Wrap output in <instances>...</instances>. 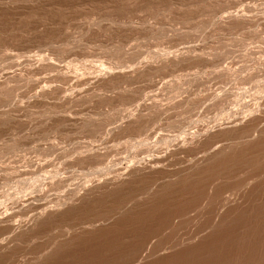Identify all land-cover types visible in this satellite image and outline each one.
<instances>
[{"label":"rangeland","instance_id":"rangeland-1","mask_svg":"<svg viewBox=\"0 0 264 264\" xmlns=\"http://www.w3.org/2000/svg\"><path fill=\"white\" fill-rule=\"evenodd\" d=\"M262 6L0 0V264H264Z\"/></svg>","mask_w":264,"mask_h":264},{"label":"clouds","instance_id":"clouds-1","mask_svg":"<svg viewBox=\"0 0 264 264\" xmlns=\"http://www.w3.org/2000/svg\"><path fill=\"white\" fill-rule=\"evenodd\" d=\"M261 15H264V6H262V11L260 13ZM231 15V13H225L223 15H221L220 17H218V20H223L226 19L227 16ZM30 57H23V59H29ZM163 59H168L167 56H164ZM261 61H264V56H261L259 58ZM158 62L157 60H153V59H148L145 60L143 58H141L140 60L137 61V63L135 65H129L128 67H124V68H116L114 71H118V72H128V71H133L134 69L137 68H141L142 66H144L147 63H156ZM262 67H264V64L261 65ZM255 69H253L254 71ZM177 79V77H172V80ZM171 81H169L170 83ZM13 87H16V85H7V87L3 90H0L4 93H8V89H11ZM21 90H25L23 87L21 88ZM44 89L41 88L39 89V91H43ZM37 92L32 93L28 100H22L20 99V95L19 93H14L11 95V97H9V95H5L4 99H9L10 98V105L9 107H25L32 99H34L37 96ZM259 95L264 96V93H258ZM146 95H153V93H148ZM144 101H141L140 103H143ZM139 109V104L135 105L133 108H129V109H121L118 110L119 112L122 113L121 118L119 119V121L117 123H114L112 125V127H119L121 125H123V123L125 122V119H132L135 117L136 112ZM253 113L252 112H248L245 114V118H247L248 116H251ZM220 123V120L218 118L217 123L214 124H209L207 121H203V120H192L189 122V125L187 128H185L183 130V132L177 136V137H171L168 139H163L161 142L157 143L156 141H142V142H137V147L133 149V151H137L139 148H148L150 150H155V149H159L160 150V154L161 156L166 155L168 152H171L173 150V148L179 144L180 147H190L195 141L199 140L206 132H211L213 131ZM201 125H207V127L205 128L204 132H199L196 129L201 126ZM5 148H13L14 149V145H5ZM222 147V145H215L214 147H211L207 153H205L204 155H212V153H215L217 151H219V149ZM151 158V151L149 153V156L146 157H141L139 159L133 157V159L131 161H126V163L129 165V167L132 166H139L142 165L144 163L147 162L148 159ZM7 243V239L5 240H0V244H6Z\"/></svg>","mask_w":264,"mask_h":264}]
</instances>
